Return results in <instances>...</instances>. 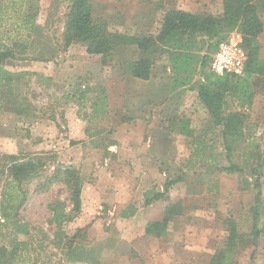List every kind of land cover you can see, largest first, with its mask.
<instances>
[{
	"label": "rangeland",
	"instance_id": "rangeland-1",
	"mask_svg": "<svg viewBox=\"0 0 264 264\" xmlns=\"http://www.w3.org/2000/svg\"><path fill=\"white\" fill-rule=\"evenodd\" d=\"M262 2L257 0L256 6L259 18L264 19ZM90 3L93 18L106 20L112 31L132 28L134 32L139 30L154 36L168 9H189L194 14L216 16L222 8L221 0H90ZM67 4L68 0H0V49L7 45L15 54L0 64V155L45 158V176L62 166L80 170L84 180L83 210L66 230L71 235L78 231L77 235L86 244L87 260L70 262L68 254L58 252L42 240L41 232L50 239L55 232V226L49 223L52 218L49 204L67 203V191L60 184L38 191L37 182L32 181L25 186L26 200L15 213L7 204H16L19 197L6 185L7 179L0 178V247L29 242L28 249L22 250L13 264H208L224 243L227 219L236 222L240 234L251 232L250 210L255 196L251 169L257 159L264 160V78L249 81L251 98L245 99L244 106L236 98L224 100L225 113L240 112L245 116L241 137L232 143L227 158L218 129L197 94L199 85L214 80L209 70L212 52L207 48L215 40L204 39L203 45L202 39H196V47L183 53L191 57L188 64L183 63L184 57L171 59L163 49L153 59L151 87L139 92L140 85L124 80L126 76L131 79L129 67L139 57L135 46L117 47L104 61L88 55L81 43L63 49L61 38ZM25 17L34 19L32 32L22 26ZM24 40L28 43L26 49L21 43ZM13 42H20V46ZM206 55L208 60L201 68L202 57ZM174 60L178 61L177 67ZM121 80L134 87L127 86L124 91L119 84ZM110 85L112 92L106 88ZM101 90L115 103L110 107L106 101V108L99 111L100 102H94L96 108L92 104ZM82 92L85 96L78 99ZM123 96L127 102L151 98L152 106L144 109L143 105L142 111L131 110L133 105L118 106L119 97ZM133 116L137 117V124L149 122L148 133L143 137L123 135L130 130L121 127L128 125ZM138 142L141 147H150L143 149L144 153L132 154ZM230 164L239 166L243 174L221 170ZM155 166L158 167L155 186L145 194L132 197L131 189L140 184L144 168L149 172ZM178 178L181 181L169 189L166 201H182L183 214L172 218L164 237L140 242L137 251L121 237L126 234L129 220L116 214L111 218L104 203L105 210H96L98 201L96 211L93 210V189L86 186L99 184L101 189L97 193L104 196L109 191L117 193L122 185L123 190H129L125 198L132 199L121 212L139 211L144 207V195L157 193L159 182L164 185L167 180ZM143 220L140 216V225L135 227L141 230ZM15 223L26 224L30 235L15 231ZM243 246L247 247H240L234 264H264V235L256 247L248 242Z\"/></svg>",
	"mask_w": 264,
	"mask_h": 264
},
{
	"label": "trees",
	"instance_id": "trees-1",
	"mask_svg": "<svg viewBox=\"0 0 264 264\" xmlns=\"http://www.w3.org/2000/svg\"><path fill=\"white\" fill-rule=\"evenodd\" d=\"M256 2L257 0H221V12L216 16L194 14L175 8L168 9L162 17L159 31L154 36L139 30L134 32L132 28L112 31L109 28L112 25L106 20L93 18L90 0H68L64 31L61 38L62 47L66 50L74 43H81L85 45L88 55L100 57V60L104 61L105 57L110 56L117 47L135 46L139 51V57L130 65V75L136 79L148 80L153 59L163 49L171 59L178 60L184 57L183 63L188 64L191 57L183 53L192 47H196V39H202L200 44L203 45L204 39L215 40L214 44L207 48V51H211L213 54L220 41L225 39L226 34L237 32L241 36V47L246 57L242 75L227 74L219 77L211 73L214 80L207 84H201L197 88L198 98L208 109L213 126L218 129V136L222 139L228 158L232 143L241 137L245 116L240 112L229 111L225 113L223 105L226 102L224 100L226 97L236 98L240 105L244 106L245 99L251 98L248 94L249 81L255 77L264 78V59L259 58L260 44L258 42V37L263 32V24L257 13ZM262 8L264 9V0ZM33 20V17H25L22 20V26L32 32ZM21 43L26 49L27 41L24 40ZM13 44L18 46L20 42H13ZM14 57L15 54L7 45L0 49V64ZM207 60V55L202 57L201 68L205 67ZM173 64L177 67L178 61L174 60ZM83 96H85V92L80 93L78 99H82ZM95 101L100 102L99 111L104 107L106 108L107 98L104 90H101L98 97L93 99V107ZM71 143L75 144L74 142ZM201 161L208 160L202 159ZM46 167L47 160L40 156L0 155V178H6V185L11 186V189L19 197L16 204H7V208L12 209L15 213L22 208L27 196L25 186L32 181L37 182L35 189L38 191H45L54 184L63 185L68 195L67 203L57 201L49 204L48 209L52 214L49 223L55 226V232L52 239L41 232L42 240L48 242L58 252L68 254L70 262H85L87 258L84 255L83 246L86 245L84 240L77 235L78 231L71 235L66 230L68 224L80 215L82 209L81 190L84 180L80 170L62 166L53 169L50 176H45ZM221 170L227 174H243V170L235 164L222 167ZM262 171H264V160L257 159L256 166L251 169V175L254 177L252 186L255 190V196L250 210L252 215L250 234H240L236 222L231 218L227 219L224 223L226 233L224 243L212 255L208 264H234L235 255H237L240 247H247L243 246L246 242L252 247H256L260 236L264 235V212L261 199ZM41 179H44L43 182ZM180 181L179 178L167 180L163 185V193L152 192L153 195L151 196V192L147 193L143 202L144 206L166 197L169 189ZM3 196L5 197L4 193ZM7 197L13 200L10 194H7ZM183 212L182 201L167 202L162 221L148 223L145 233L154 234L158 238L164 237L172 218L181 216ZM133 215V210H123L119 217L122 219ZM8 216L6 215V217ZM14 227L15 231L21 235H30V230L26 224L15 223ZM28 246L29 242L20 241L10 248L0 247V264H13L20 257L22 250L26 251ZM77 251L80 253L78 254Z\"/></svg>",
	"mask_w": 264,
	"mask_h": 264
},
{
	"label": "crops",
	"instance_id": "crops-1",
	"mask_svg": "<svg viewBox=\"0 0 264 264\" xmlns=\"http://www.w3.org/2000/svg\"><path fill=\"white\" fill-rule=\"evenodd\" d=\"M171 9H173V8H171ZM175 9H180V10H183V11L190 12L189 9H182V8H175ZM261 14L263 16V13H261ZM260 20H261V22L263 24V32L258 37V42L260 44L259 58L260 59H264V19H263V17H261ZM100 70L102 72V68H100ZM124 80L131 81V83H134L135 86L136 85H140L141 88H140V90L138 89L139 92H142V90H144V87H146L145 89H148V88L151 87V86H149L150 85V83H149V80L150 79H148V80H140V79H136V78H133V77H131V79H128V77L126 76ZM137 83H139V84H137ZM119 84H122V86H120V87L124 91L126 90L127 86L128 87H134V86H132L130 84L127 85V83L124 84L123 83V80H121V82ZM106 88H107L108 92H112V86L111 85L110 86H106ZM144 99L142 98V101L139 100L137 102L136 101H130V100L127 102L124 99V96H123V97H119V102L117 104H118V106H122V107L132 106L133 105L130 108L131 110L134 109L133 111H137V110L143 109V105H145L144 109H147V106L150 105V104L152 106V103H151L152 99L151 98L150 99L149 98H146L145 101H144ZM107 102H109V104H110L109 106L110 107H111V104L112 103H115L113 101V99L111 100V98L107 99ZM149 110H148V114H149L148 116L151 115V113H150L151 110L150 111ZM139 117H141V116H139ZM152 117H153L154 120L156 119L154 115ZM137 122H138L137 121V117L136 116H133V119L131 120V122L128 125L122 126L121 129H125L126 127H128V129L130 130V132H127V133H125L123 135H125V136H131V137H134V138H139V137H143L144 135H146L148 133V129L150 127V126H148V123L149 122H145L144 124H137ZM138 144H139L138 147L137 146H133L132 154H136L137 151H140L141 153H144L145 150H143V149H145V148H148L149 149V147H150L149 145H143V147H141L140 146L141 145L140 142H138ZM110 151H113V150L110 149ZM133 157H134V160H136V157L135 156H133ZM143 158L146 161L149 160L147 158V156H144ZM148 166L151 167V165H148ZM146 169L147 168H144V172L142 173L143 174L144 181L142 182V179H143L142 178L141 181H140V184L137 185L136 189H134V186L131 189L132 197H134V195H139L141 192L143 194H145L146 191H150L155 186V180H158V167L155 166V167L151 168L149 170V172L146 171ZM113 183L114 182H112V185H113ZM158 184L159 185L156 186L157 193H163V184H160V182ZM142 185H143V187L146 186L145 190H142V188H143ZM86 186H88L90 189H93L94 203H93L92 209L95 210V205H97V201H98L99 204H98V207L96 208V210L97 209H99L100 211L105 210L106 207L105 208H102V205L104 203V205L107 206V208H108L107 214L110 215L111 218L113 217L114 214L118 215V217H119V215L121 213V210L124 207L125 203L127 201H129V200L132 199V198H125L126 194L129 192V190H123V186L122 185H121V189L118 190L117 193H111L109 191L108 192V195H104V196L99 195L97 193L98 189L99 190L101 189V186L99 184L96 183L94 186H92V185H90V186L89 185H86ZM159 189H160V191H159ZM161 190H162V192H161ZM83 192H84V190L82 189V193H81L82 202L84 201V198H83L84 197L83 196L84 193ZM143 194L141 195V197L143 196ZM105 197H107V198H105ZM95 198H96V201H95ZM165 198L166 197L161 198V199H159V200L151 203L148 206H144V204H143L144 207H141L139 209V211H136L135 210L134 211V215L127 218V220H129L128 221V229L125 230V233L126 234L124 236H121V237H124L125 238V243H127V244H133V246L136 244L134 247L132 246V249L134 251H137L136 246L140 242L148 241V240L151 241V239H154L153 237H155L156 239H158V237L156 235H154V234H147V233H145V228H146V225L148 223L161 222L162 221L163 215H164L165 206L167 204V202L165 201ZM84 207H85V204H84ZM140 212H142V214H140ZM96 214L99 215L97 212H96ZM140 216H143V219H144L143 220V227H142L141 230H140V227H135L136 224L137 225H140V223L138 221ZM106 224H107V222H106ZM83 248H84V246H83ZM77 252H78V254L80 253V251H77ZM97 261L98 260H95V262H97ZM82 263H84V262H82Z\"/></svg>",
	"mask_w": 264,
	"mask_h": 264
},
{
	"label": "built area",
	"instance_id": "built-area-1",
	"mask_svg": "<svg viewBox=\"0 0 264 264\" xmlns=\"http://www.w3.org/2000/svg\"><path fill=\"white\" fill-rule=\"evenodd\" d=\"M246 61L241 47V36L232 32L223 42L219 43L216 51L212 54L209 70L215 76L235 75L241 76Z\"/></svg>",
	"mask_w": 264,
	"mask_h": 264
}]
</instances>
